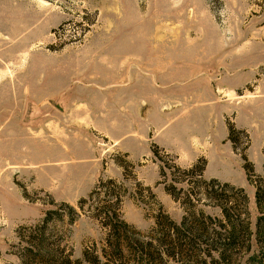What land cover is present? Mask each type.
Here are the masks:
<instances>
[{"label":"rangeland","instance_id":"374dc122","mask_svg":"<svg viewBox=\"0 0 264 264\" xmlns=\"http://www.w3.org/2000/svg\"><path fill=\"white\" fill-rule=\"evenodd\" d=\"M202 162L248 196L238 256L252 264L261 212L244 167L264 176V0H0V264H94L115 195L127 232L158 239L159 209L180 223Z\"/></svg>","mask_w":264,"mask_h":264},{"label":"trees","instance_id":"16d2710c","mask_svg":"<svg viewBox=\"0 0 264 264\" xmlns=\"http://www.w3.org/2000/svg\"><path fill=\"white\" fill-rule=\"evenodd\" d=\"M233 132L234 129L230 128L229 139L231 141L234 140ZM196 168L198 169L197 181L203 185L201 192L196 193L193 185L187 189L186 199L181 202L186 213L180 223L173 221L162 208L159 209L155 218V229L159 232L158 239L145 240L140 232L138 233L140 237L127 232L130 226L121 220L119 214L122 200L115 195L111 206L116 209L108 215V222L104 223L108 231L106 244L101 254L92 257V263L108 264L113 260L118 264L131 257V264H169V257L176 258L182 253L190 252L195 264H242V257L238 256V250L245 246L244 253L251 252L253 236L246 210L248 196L243 188L228 182L222 183L216 178L205 179L203 177L204 162L201 167L194 164L187 172H194ZM244 168L248 180L255 184L256 204L261 212L256 223V239L260 247L258 255L260 258L254 254L247 261L252 264H260L259 262L264 264V176L256 177L253 174L252 165ZM180 182L189 183L186 179ZM102 185L103 183H100L96 186L88 198L79 200L78 207L81 211H84V204L93 198ZM167 190L174 199L181 201L179 195L175 193L174 186ZM212 200L216 203L210 204ZM201 202L205 205H216L220 215L205 214L203 209H197V204ZM53 212L56 211H48L43 223L48 221L49 215ZM168 238L170 241L176 239L178 243H167ZM164 246L170 249L165 250ZM76 262L81 263L82 260H76Z\"/></svg>","mask_w":264,"mask_h":264}]
</instances>
